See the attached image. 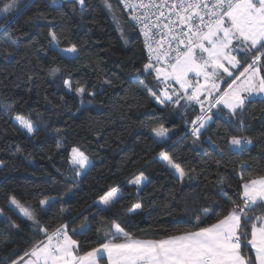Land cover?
Segmentation results:
<instances>
[{"label": "trees", "instance_id": "16d2710c", "mask_svg": "<svg viewBox=\"0 0 264 264\" xmlns=\"http://www.w3.org/2000/svg\"><path fill=\"white\" fill-rule=\"evenodd\" d=\"M4 2L0 0V9ZM108 3L111 11L105 7V0H86L87 7L81 11L79 5L73 8L67 0H21L7 22L0 13V23L4 24L0 28V103L15 105L11 113L0 109V208L22 229L9 230L0 223V264H11L41 238L40 233L29 230L28 222L8 203L11 195L36 214L42 207L41 199H67L70 190L75 193L66 205L67 213L59 211L61 203L57 201L41 216L44 224L54 230L64 222L62 217L77 216L109 186H118L124 200L107 215L142 238L158 239L163 233L151 229L188 228L191 213L199 207L217 203L227 207L219 195V176L226 181L225 190L234 195L241 183L242 162L249 166L243 173L245 178L264 173V99L254 98L235 121L224 114L214 116L196 140L191 135V121L199 114V107L185 110L182 101L179 108H161L149 96L138 83L142 80L153 90L156 88L152 76L137 71L147 62L140 36L118 2ZM38 11L46 13L47 18H38ZM53 31L60 38L61 48L77 45L83 67L76 60L53 59L49 36ZM37 34L43 42L40 47H35ZM9 36L18 47L9 48L5 42ZM5 49L15 54L6 56ZM57 65L61 71L50 75L49 70ZM65 79L71 81L72 90L65 87ZM79 86L96 94L80 97L75 93ZM16 114L33 120L37 131L29 135L21 129L14 120ZM240 119L243 127L238 123ZM160 123L169 129L166 146L152 134V128ZM233 135L253 137L248 151H228V139ZM45 138L54 143L51 155ZM18 147L21 152L16 151ZM73 147L84 151L92 161L80 176L71 164ZM162 147L186 171L195 169L192 179L177 181L174 171L158 157ZM141 171L148 184L137 195L126 180ZM136 202L143 205V210L126 214ZM91 215L94 226L100 217L94 208ZM79 223L77 220L71 227ZM74 238L81 240L85 250L96 246L94 232Z\"/></svg>", "mask_w": 264, "mask_h": 264}, {"label": "snow or ice", "instance_id": "6c2138e0", "mask_svg": "<svg viewBox=\"0 0 264 264\" xmlns=\"http://www.w3.org/2000/svg\"><path fill=\"white\" fill-rule=\"evenodd\" d=\"M67 2L73 8L79 5L81 11L87 7L86 0ZM119 2L132 10L130 19L140 26L144 37L147 62L142 70L137 71L152 76L156 88L153 90L142 80L138 83L161 108H179L182 101L185 110L192 108L195 111L198 106L199 114L191 121V135L196 140L200 139L214 116L224 114L235 121L254 98L264 99V0ZM20 4L21 0H5L0 9L5 22ZM105 7L112 10L108 0H105ZM36 16L47 18L42 11H38ZM28 19L31 21L32 17ZM0 28H4L3 23H0ZM49 36L53 59H79L75 43L61 48L57 33L49 32ZM5 42L9 48L18 47L10 36L5 37ZM14 54L5 49L4 55ZM60 71L58 65L53 66L49 74L56 75ZM64 85L72 90L70 80L65 79ZM75 93L80 97L96 94L85 86L76 87ZM14 108L12 103H0V109L5 113H11ZM14 119L29 135L37 131L28 116L16 114ZM238 123L243 127L242 119ZM152 133L162 146L169 143V129L163 123L153 127ZM209 143L213 141L209 139ZM252 143L253 137L233 135L228 139V151L243 153ZM215 147L219 148V145ZM219 150L224 152V149ZM16 151L21 152L22 149L18 147ZM71 153V164L76 175L80 176L92 166V161L77 147H73ZM158 157L174 171L178 182L193 178L195 169L186 171L163 147ZM240 167L241 183L235 187L234 195L225 190L226 181L222 176L216 181L221 185L219 195L227 207L218 203L213 207H199L191 213V226L188 228L151 229L163 233L158 239L142 238L127 230L114 216L107 215L124 200L118 186H109L77 216L62 217L64 222L54 230L44 224L41 216L57 201L61 203L59 211L67 213L66 205L75 193L70 190L66 194L67 199L65 196L41 199L39 204L42 207L36 214L11 195L8 203L19 212L23 221L28 222L26 226L30 231L41 234V238L11 264H264V173L245 178L243 173L249 166L242 162ZM126 183L134 186L139 195L147 186L148 179L141 171ZM227 187L233 188V185L227 184ZM93 208L95 215L100 217L94 226ZM141 210L143 205L136 202L126 210V214L134 215ZM170 215L175 218L174 214ZM77 220L80 223L71 227ZM0 223L7 225L9 230L22 231L20 224L13 222L3 208H0ZM88 232H94L96 246L85 250L81 240L74 237H85Z\"/></svg>", "mask_w": 264, "mask_h": 264}, {"label": "built area", "instance_id": "2783aa9c", "mask_svg": "<svg viewBox=\"0 0 264 264\" xmlns=\"http://www.w3.org/2000/svg\"><path fill=\"white\" fill-rule=\"evenodd\" d=\"M59 2H63V1H66V0H58ZM120 6V8L125 12L127 13L128 17H129V20H130V24L134 27V29L136 30V32L138 33V35L140 36V40H141V45H142V48L144 50V53H145V56H146V59H147V52H146V49L144 47V37L142 35V33L140 32V26L139 25H136L135 24V21H132L130 19V16H131V12L132 10L131 9H128V8H125L123 3L119 2V0H116ZM148 0H145V3H147Z\"/></svg>", "mask_w": 264, "mask_h": 264}, {"label": "rangeland", "instance_id": "374dc122", "mask_svg": "<svg viewBox=\"0 0 264 264\" xmlns=\"http://www.w3.org/2000/svg\"><path fill=\"white\" fill-rule=\"evenodd\" d=\"M43 44L41 38L38 36V34L35 36V47H40L41 45ZM79 64L80 67H83L84 66V62H82V60L79 58L76 60ZM202 79V78H201ZM222 86H226V85H222ZM15 120V119H14ZM16 122V121H15ZM153 134V133H152ZM45 142L48 146V154L51 155L52 152H53V149H54V143L48 139V138H45ZM72 155V153H71ZM15 209V208H14ZM16 210V209H15ZM17 211V210H16ZM18 212V211H17Z\"/></svg>", "mask_w": 264, "mask_h": 264}]
</instances>
